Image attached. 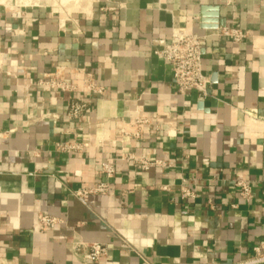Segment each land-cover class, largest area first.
Returning <instances> with one entry per match:
<instances>
[{"label": "crops", "instance_id": "obj_1", "mask_svg": "<svg viewBox=\"0 0 264 264\" xmlns=\"http://www.w3.org/2000/svg\"><path fill=\"white\" fill-rule=\"evenodd\" d=\"M2 4L0 264H264L253 252L264 240V0ZM202 11L217 17L204 22ZM174 27L202 37L204 99L177 93L154 55L173 42ZM222 27L246 36L237 42ZM56 72L81 87L92 74L106 93L72 119L71 99L88 95L37 85ZM137 113L156 116L160 130L123 136ZM62 142L88 146L69 154ZM123 153L173 166L140 171L118 161L108 195H74L102 179L103 160ZM237 180L250 184V200ZM183 187L195 197L182 198ZM41 213L62 223L40 231ZM80 242L103 243L108 255L87 263Z\"/></svg>", "mask_w": 264, "mask_h": 264}, {"label": "built area", "instance_id": "obj_2", "mask_svg": "<svg viewBox=\"0 0 264 264\" xmlns=\"http://www.w3.org/2000/svg\"><path fill=\"white\" fill-rule=\"evenodd\" d=\"M220 34L233 37L235 41L239 42L246 36V34L236 28L222 27L219 29ZM173 42L156 49L154 55L163 60L171 69L173 79L176 85L177 93L184 95L189 91H196L200 99L208 96V88L210 78L204 73V65L202 59V37L194 32H189L185 28L174 27L172 29ZM88 81L81 87L63 78L61 73H51L43 76L38 80L37 85L41 87H48L57 90L61 93H76L81 88L86 92L88 98L79 99L73 97L71 99L67 115L72 118H82L92 105V98L94 96L102 97L106 93L103 86H98L92 74H88ZM44 117L51 118L54 121L59 119L56 113L45 114ZM175 120V117H171ZM154 125L160 130V123L156 116L145 115L137 113L133 119L132 126L135 128L132 132L122 130L123 136L133 138L134 140L142 139L144 135V128L146 126ZM82 142H62L57 145L60 152L69 154L82 153L87 147ZM122 162L132 165L140 171H149L152 169H169L173 164L161 158H151L147 155L137 156L135 153H123L120 157H110L102 161L100 171L102 179L92 187H85L75 190L74 195L80 199L87 200L94 195L106 196L111 191L112 180L116 174V162ZM235 185L239 188V195L242 199L250 200L252 197L251 186L247 181L237 180ZM164 191L169 190L168 185L161 186ZM182 198L191 199L195 197L193 189L183 187L181 189ZM38 224L40 231H48L54 229L62 223L59 217L41 213L38 215ZM76 250L81 251L86 248L85 259L87 263H94L106 257L109 248L99 242L83 243L76 245ZM254 258L257 261L264 260V240L260 241L254 248Z\"/></svg>", "mask_w": 264, "mask_h": 264}, {"label": "rangeland", "instance_id": "obj_3", "mask_svg": "<svg viewBox=\"0 0 264 264\" xmlns=\"http://www.w3.org/2000/svg\"><path fill=\"white\" fill-rule=\"evenodd\" d=\"M34 1L36 0H8V1H2L3 3V7L6 9H11V6L13 5H31L32 3H34ZM55 4L59 3V0H53Z\"/></svg>", "mask_w": 264, "mask_h": 264}, {"label": "water", "instance_id": "obj_4", "mask_svg": "<svg viewBox=\"0 0 264 264\" xmlns=\"http://www.w3.org/2000/svg\"><path fill=\"white\" fill-rule=\"evenodd\" d=\"M201 15H202V17L204 18L203 20H204V22H212V21H210V20H212V19H210V18H213V17H217V15H216V13L214 14V15H209V13H206L205 11H202V13H201ZM209 18V19H208ZM264 261V260H263Z\"/></svg>", "mask_w": 264, "mask_h": 264}, {"label": "bare ground", "instance_id": "obj_5", "mask_svg": "<svg viewBox=\"0 0 264 264\" xmlns=\"http://www.w3.org/2000/svg\"><path fill=\"white\" fill-rule=\"evenodd\" d=\"M61 1V0H60ZM76 1H78V0H63V3L64 4H68V3H70V2H76Z\"/></svg>", "mask_w": 264, "mask_h": 264}]
</instances>
